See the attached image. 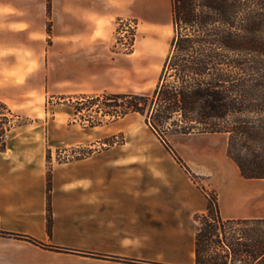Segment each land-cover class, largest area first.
Listing matches in <instances>:
<instances>
[{
  "label": "crops",
  "instance_id": "1",
  "mask_svg": "<svg viewBox=\"0 0 264 264\" xmlns=\"http://www.w3.org/2000/svg\"><path fill=\"white\" fill-rule=\"evenodd\" d=\"M129 19L160 27L172 21L171 0H0V101L29 118L0 150V231L45 244L0 234V264H195V216L208 200L167 147H97L103 131L74 122L61 146L47 117L56 95L117 91L115 69L129 72L135 52L115 50ZM121 130L116 120L108 134ZM62 148L76 155L61 160ZM212 161L194 173L226 182L222 218H257L233 194L223 210L232 189Z\"/></svg>",
  "mask_w": 264,
  "mask_h": 264
},
{
  "label": "trees",
  "instance_id": "2",
  "mask_svg": "<svg viewBox=\"0 0 264 264\" xmlns=\"http://www.w3.org/2000/svg\"><path fill=\"white\" fill-rule=\"evenodd\" d=\"M171 15L174 36L151 93L103 92L63 98L68 99L73 114L91 126L102 123L94 120L96 114L112 121L135 113L144 116L195 182L202 176L170 145L169 132L224 134L227 156L241 175L264 179V0H171ZM121 41L118 38L115 48ZM134 44L133 34V42L123 52H133ZM0 106L5 110L0 111V120L7 124L11 121L8 113L13 111L3 101ZM18 124L0 126V150L6 147V132ZM202 191L208 203L206 211L195 216L201 223L195 235V264H264V218L223 219L218 192L205 187ZM50 194L48 173L49 231ZM236 225L244 228L237 233ZM228 227L233 233L227 232ZM0 234L45 246L28 235Z\"/></svg>",
  "mask_w": 264,
  "mask_h": 264
},
{
  "label": "rangeland",
  "instance_id": "3",
  "mask_svg": "<svg viewBox=\"0 0 264 264\" xmlns=\"http://www.w3.org/2000/svg\"><path fill=\"white\" fill-rule=\"evenodd\" d=\"M133 34L135 36V52L128 56V59H130V70L124 73L119 68L115 69L117 78L113 83L116 85V92L134 91L151 93L157 85L164 61L170 51L171 41L174 36L172 21L170 19L160 27H145L136 19L119 21L116 43L118 38H121L122 41L115 50L117 52H123V49L129 47V44L133 42ZM132 64H134V67L131 66ZM64 95L66 96L67 94H60L51 98V104L48 106L47 114V117L50 119L52 117L56 118L55 139L61 146H64L62 141L65 139L64 131L67 128V122H74L76 123L75 130L98 126L96 129L103 131L104 137L96 145L97 147L109 146L108 143L114 141L116 144H120L125 142V140L128 141L127 146L132 147H163L164 144L146 123L144 116L135 113L119 119L122 130L110 135L108 132L113 130V122H115L112 121L111 117L96 114L94 120L96 122L102 121V123L91 126L89 121L83 120L80 116L73 114L72 109L67 105L68 99L63 98ZM0 111L5 110H2L0 106ZM8 116L11 121L4 124V121L2 122L0 120V126L3 125L6 127L29 119L27 117H21L20 114L15 112L12 114L8 113ZM101 126L102 128H100ZM51 135H53L52 130ZM166 138L193 172L203 170L206 158L214 159L210 163V167L213 171L220 172L229 182L232 189V192L230 190L223 191L221 194L223 210L229 207L228 200L233 194L238 204L243 202L245 209L243 213L264 218V179H246L241 175L238 166L227 156V137L224 134L187 136L169 132ZM87 149H89V146L87 148H80L76 152L85 153ZM64 151V148H62V150H58L57 152L59 154L57 156L61 160L67 158V156L76 155L75 151ZM196 183L201 190L202 187L208 190L215 189L218 192V198L219 189L226 185V182L219 174L202 176L196 179ZM199 226L201 227V223L197 222L195 230ZM233 228L238 233L244 227L236 225ZM226 230L228 233H233V229L231 230L229 227Z\"/></svg>",
  "mask_w": 264,
  "mask_h": 264
}]
</instances>
